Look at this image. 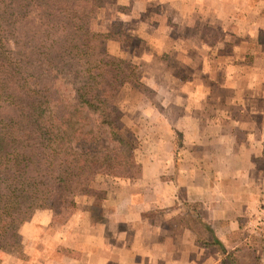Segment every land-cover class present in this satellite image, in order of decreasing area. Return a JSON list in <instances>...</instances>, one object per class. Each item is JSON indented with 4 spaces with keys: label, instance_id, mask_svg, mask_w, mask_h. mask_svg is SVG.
<instances>
[{
    "label": "crops",
    "instance_id": "crops-1",
    "mask_svg": "<svg viewBox=\"0 0 264 264\" xmlns=\"http://www.w3.org/2000/svg\"><path fill=\"white\" fill-rule=\"evenodd\" d=\"M247 1V18L264 22V1ZM212 56L221 60L209 71L203 68L208 77L180 102L178 175L161 183L164 172L156 169L151 177L154 188L166 185L169 192L155 189L141 199L114 188L100 202L99 220L89 197L90 207L53 236L45 226L51 214L45 224H23L24 257L7 253L2 264H228L229 254L237 253V264H264V230L250 226L264 215V41L256 50L233 45ZM246 57L253 63L244 62ZM164 166L165 172L172 169L171 162ZM148 170L144 166V179ZM25 226L32 230L26 233Z\"/></svg>",
    "mask_w": 264,
    "mask_h": 264
},
{
    "label": "trees",
    "instance_id": "trees-1",
    "mask_svg": "<svg viewBox=\"0 0 264 264\" xmlns=\"http://www.w3.org/2000/svg\"><path fill=\"white\" fill-rule=\"evenodd\" d=\"M95 1L0 0V252L21 249V227L37 209L56 216V201L75 206L69 199L90 193L100 173L140 174L136 145L107 107L134 66L99 50L106 36L91 29ZM60 73L83 77L77 115ZM82 111L107 126L114 146L76 126Z\"/></svg>",
    "mask_w": 264,
    "mask_h": 264
},
{
    "label": "rangeland",
    "instance_id": "rangeland-1",
    "mask_svg": "<svg viewBox=\"0 0 264 264\" xmlns=\"http://www.w3.org/2000/svg\"><path fill=\"white\" fill-rule=\"evenodd\" d=\"M244 1L247 0L95 1L91 29L106 36L99 50H105L108 55L123 59L134 66L135 74L127 81L117 84V97L113 102H108L107 107L122 131L135 143V157L141 165V171L136 178H120L100 173L93 182L90 193L69 199L75 206L68 207L66 202L56 201L54 205L60 209L58 215L55 216L49 206L37 209L24 223L26 226L45 224L43 221L51 214V221L45 226L49 229L48 235L53 236L57 231H66L71 222H74L78 211L85 212V208L90 207L89 197L95 200L92 211L95 219L99 220L100 202L109 193L120 188L122 190L119 193L132 192L141 199L155 189L161 193L169 192L166 185L154 188L151 177L155 173L153 171H158L156 169L164 172L160 175L161 183L175 179L178 175L183 146V137L178 129L183 111L180 102L189 97L188 90L195 93L198 81L202 82L208 77L203 74V68L209 71L211 64H217L215 60L218 57L214 58L213 53H226L233 49V45L236 48L248 47L256 50L264 41V29L260 27L264 22L257 17L252 22L247 18V3ZM258 1H262V4L264 0ZM239 61L235 63L239 64ZM253 61L250 57L244 59L246 63ZM82 82L83 77L73 73H60L57 80L64 102L75 115L78 114L75 106L76 89ZM75 120L76 126L84 124L85 129L91 128L103 145L114 146L107 126L101 125L95 114L82 111L81 116ZM155 160L161 164L158 168L152 164ZM165 162L166 165L171 162L172 167L166 169V172ZM144 166L150 168L149 177H145L147 179L143 178ZM131 184H135L134 187L137 188L129 189ZM114 188H117L116 191H113ZM43 213L45 215H41ZM257 218L252 220L253 224L250 226L264 230V215L260 213ZM192 220L195 223L196 219ZM77 223L82 226L84 219H78ZM195 225L200 226L198 220ZM27 229L26 233L32 230ZM202 230L204 233L200 234L201 237L207 235L206 227ZM252 234L258 239V234ZM22 248L23 246L10 252H0V264L7 253H19L24 257ZM61 251L73 254L63 248ZM248 252L250 256L255 255L252 250ZM239 256L237 253L235 261L232 262L237 264ZM232 262L229 261L230 264Z\"/></svg>",
    "mask_w": 264,
    "mask_h": 264
}]
</instances>
